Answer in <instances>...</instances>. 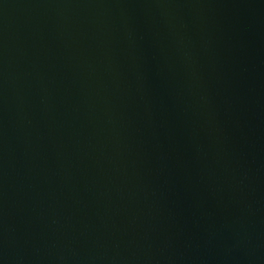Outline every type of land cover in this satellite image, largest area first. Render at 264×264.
I'll return each instance as SVG.
<instances>
[{
	"label": "water",
	"instance_id": "1",
	"mask_svg": "<svg viewBox=\"0 0 264 264\" xmlns=\"http://www.w3.org/2000/svg\"><path fill=\"white\" fill-rule=\"evenodd\" d=\"M0 264H264V0H0Z\"/></svg>",
	"mask_w": 264,
	"mask_h": 264
}]
</instances>
